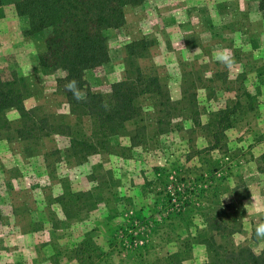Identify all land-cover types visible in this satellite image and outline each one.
<instances>
[{
    "label": "rangeland",
    "instance_id": "1",
    "mask_svg": "<svg viewBox=\"0 0 264 264\" xmlns=\"http://www.w3.org/2000/svg\"><path fill=\"white\" fill-rule=\"evenodd\" d=\"M16 2L0 6V73L23 79L22 105L0 113V264H211L212 239L264 250L259 0L125 7L105 31L109 62L84 73L85 94L131 90L125 121L105 126L91 97L67 100L63 71L39 65L45 37L24 34Z\"/></svg>",
    "mask_w": 264,
    "mask_h": 264
},
{
    "label": "trees",
    "instance_id": "2",
    "mask_svg": "<svg viewBox=\"0 0 264 264\" xmlns=\"http://www.w3.org/2000/svg\"><path fill=\"white\" fill-rule=\"evenodd\" d=\"M4 0H0V6ZM144 0H17L14 5L18 16L26 18L27 36L42 35L45 37V54L39 56V65L43 68L59 69L64 72L67 84L77 81L80 91L85 92L84 73L97 69L109 62L108 40L105 31L117 29L125 22L124 8L136 6ZM258 8L264 10V0H259ZM22 78L5 79L0 73V113L6 109L19 108L22 96L15 82ZM145 86H157L156 78H149ZM124 83L112 85L108 101L113 98L116 107L110 115H103L107 110L101 95L86 94L93 97L84 101L85 108L94 113L97 121L106 125L110 119L118 118L124 122L122 113L129 103L131 90L121 91ZM73 93L66 92L68 101L73 100ZM106 129V128H104ZM217 132L212 138L217 140ZM211 264H264V250L256 254L249 248L227 250L208 240Z\"/></svg>",
    "mask_w": 264,
    "mask_h": 264
},
{
    "label": "clouds",
    "instance_id": "3",
    "mask_svg": "<svg viewBox=\"0 0 264 264\" xmlns=\"http://www.w3.org/2000/svg\"><path fill=\"white\" fill-rule=\"evenodd\" d=\"M197 51L198 48L196 49L195 52ZM213 59L227 69H231L235 63L234 56L232 55L231 50L227 48L216 49L213 52ZM65 88L67 91L72 92L74 98L77 99L78 101L86 98V94L79 90L77 86V81L75 80L69 81L65 85ZM246 206L247 205H245V207ZM255 236L258 240H264V221H261L256 225Z\"/></svg>",
    "mask_w": 264,
    "mask_h": 264
}]
</instances>
